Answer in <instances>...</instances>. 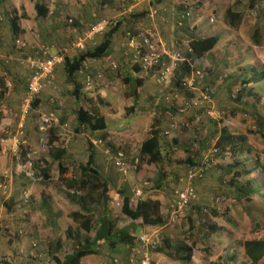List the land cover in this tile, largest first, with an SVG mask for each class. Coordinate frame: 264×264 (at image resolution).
I'll return each mask as SVG.
<instances>
[{
    "label": "rangeland",
    "instance_id": "1",
    "mask_svg": "<svg viewBox=\"0 0 264 264\" xmlns=\"http://www.w3.org/2000/svg\"><path fill=\"white\" fill-rule=\"evenodd\" d=\"M85 1H88L93 6L98 7L99 4L102 3V0L0 1V38H4L7 42L6 49H4V51H0V55L6 56L5 58L12 57L14 59L8 63V65H0V85L2 84L5 87L3 98L0 99V113L7 120L6 129L0 130V143L2 147L0 152V242L6 246L3 249L4 251H1L0 249V252L2 253L0 254V259L7 258V262H9V264H53L50 256L47 254L48 241L50 238L60 240L64 245L66 244V251L70 250V245L68 243L70 242L71 244L72 241L66 242L63 230L57 232L55 231L51 234L45 223L42 222L43 217L39 215L36 210L34 212L29 208L31 202H39L38 199H40V191L47 194L46 196H50L52 206L59 209L61 214L70 213L74 209L78 208L75 204L70 202L64 204L61 199L55 196V190L57 191L59 189H63V182L58 174H56L57 168L55 164H52V173L54 172V174L52 176L50 175L51 177L49 181H43L41 176L38 175V170L33 172V169H31L32 166L28 167L29 162L34 164L38 162L43 155L47 157L46 154L48 148L40 146V135L37 131V124L41 114H48L54 110L50 104L47 105L48 109L46 111H43L41 106L38 104V109L29 112L25 118L24 135L21 139V143L18 145L16 150H13L12 148V139L16 134V130L20 122V103L26 91L25 79L27 76L26 73H21L18 70V73L21 74L19 75L18 73H15L17 78L18 76H20V78L14 82L11 79V77L13 78L12 74L14 72L10 73V71L6 69L8 66H11V70L14 69V71H16L17 68L19 69L22 66L25 67L24 64L19 65V63L15 62V58L20 57V55L16 52L14 47V38L12 37L9 29V20L15 15L19 18L17 26L18 28L21 27L22 30H24V38L27 44L30 45L32 43V37L34 38L38 34L40 37L41 35L44 36L47 31L50 32L49 38H53L51 35V32H53L52 27L55 25L56 16H59L57 15L59 11L63 14L61 28L65 31H67L68 28L71 29L74 26V22L71 23L72 26L68 27V20L71 19L74 21L72 14H74V12L76 13L75 7L82 11ZM125 1H127L128 4H132V0H124V2ZM202 1L205 5L212 2V0ZM223 1L227 2V0ZM228 1L230 4H233L234 10H239L240 12L243 11L242 13H244L240 28L235 32L216 28L217 19L213 17L212 5L201 8V14H205V20H209L208 22L215 26L216 30L223 35V39H225V41L219 40L220 42L216 45L213 51L210 52L213 62L205 63V61H201L199 63V68H197V70H201L204 67L207 75L204 81H202V85L200 84V81L197 80L199 83L195 86V89L191 91L193 92L191 94L192 98L197 97L205 88H209L211 90L214 88V94L208 104L210 109L212 108L218 113L219 110L226 113L234 108L238 112L233 117L227 115L226 113V116L224 115L223 117V121L219 123H213L210 119L200 115V121L196 123L198 126L193 124L186 126L187 119L190 120L191 118H195L194 116L197 115L199 109H193L184 114H178L176 110L177 106H179L184 99L175 98V92L164 95V97L167 96L169 99V102H164V106L167 111L164 117H167V121H165L164 118V122H162V120H158L160 124L159 128L170 131L174 134H176V131H174L175 129L179 130L178 134H176L179 138V146L174 147L171 155H169V165L166 163L168 174V187L166 190H156L152 188L153 183L158 177L157 166L149 165L144 161H139L138 148L140 145L129 146V141L131 140L130 138L126 139V136H129V134L134 131L135 134L138 132L139 135H143V132L149 125V122H151V119L145 114L129 115L116 120L113 124L108 119V128L112 129V131H117L120 134H115L118 139L124 138L121 144H124L127 140L128 144H125L127 146L123 145L121 146V149H123L125 156H128L129 169H134V172H129L128 174L133 175L134 179L138 175L141 176V181H146L149 186L142 192V195L138 197V200L133 196V194H131L132 204L135 205L136 201H139V199L142 198L160 196V202L164 204L162 205L164 209L163 213L166 217V223L163 227H158L160 229L159 240L161 241L159 244L160 246L162 245V236L169 233L172 235L173 243H177L183 239L187 240V244L189 245L194 242V254L189 264H221L226 258H228L229 252L231 251H235L237 256L235 263L233 264H250L243 257L242 248L239 245L240 242L256 238H264V228H262L264 225V203L257 198H253L254 205L240 202L234 206L235 200L232 199V193L228 188V182L231 175H229L226 171L227 166L230 164L229 157L209 152L214 148L219 128L223 126L227 127L230 132L236 134H245L247 129L252 131L255 130L253 124L254 120L242 113L243 110H250L251 107H253V101L246 95L249 88L246 87L245 91L242 93L243 88H241V85L239 84L238 77L249 72V69L253 66L260 70L264 69V0ZM234 1L235 3H233ZM35 3H40L45 6L48 10L46 17L42 18L36 16L34 9ZM21 4L26 7V12L29 17L28 19L26 16L24 18L20 17L21 14H25L24 10L20 8L22 7ZM101 5L104 6V3ZM116 7H119L120 13V7L122 8V6L109 5V10H107L102 16L107 17L109 22H111V18L113 17H111V15L113 13L116 14L113 12V9ZM221 9H223V6ZM96 12H98V10H96ZM18 23H20V26ZM256 25H258L260 29V39L257 44H254L251 34ZM19 30L21 33L20 28ZM86 31L87 30L82 31L81 34ZM46 47V52L48 51L47 53L49 56L57 55V48H55L54 45L47 44ZM214 67H216V70H214ZM25 69L27 70L26 67ZM222 79H225V81ZM8 83L10 85H8ZM254 90L259 92L261 96V101L257 102L255 107L258 113L262 114L264 119V82L256 84L254 86ZM53 92H57V89ZM241 93L243 94L242 98L237 100V96ZM118 100L119 96H117L116 93L111 94L107 92V101L112 108L118 109ZM179 101H181V103H178ZM160 104L153 103L152 108L154 109L156 107H160ZM169 111H172V113ZM173 117L176 118V125H174V127H172L173 124L171 120ZM161 123H164L167 128L162 127ZM144 136L146 135L144 134ZM48 137L46 136L45 138L46 144L50 140V136ZM53 146H56L59 149L63 147L59 144H54ZM76 146L77 147L74 153L72 151L73 157H69V162L72 166L84 163L89 154L87 146H78V144H76ZM101 146H95V148L103 150ZM247 146L250 147L252 155L256 154L260 162L264 164V139L257 134L249 135ZM188 158L194 162V166H200L201 164L210 165L203 177L195 181L193 184L197 194V201L193 203L192 206L197 204H201L202 206L212 205V208H216L218 211L226 214V217H223L222 215H219L218 217L210 216V220L216 225L218 224L217 226H219L222 233H219L218 236H214L210 239V242L214 243V246L213 248H210L209 251H206L205 248H209L210 245L206 246L205 244L198 242L194 236H189L187 234V223H189L188 215L191 214L189 210L184 212V215L176 223V225L168 223V208L173 201V191L182 186L180 179L190 168L189 162H187ZM210 161L215 164L210 163ZM24 172L29 173L30 176H26L28 179L23 175ZM31 173L37 174L38 176H32ZM29 178L33 179L31 180ZM177 178H179V180ZM4 183L7 185L6 190L2 189ZM24 193L29 197L27 202L23 201ZM53 196L56 198L55 201L52 199L54 198ZM4 204L8 205L9 208L11 207L12 211L10 212ZM249 205H253V207L249 208ZM241 210L249 212L255 216V223H251V221L245 217L244 214H242L243 212H241ZM116 213L119 214L117 217L118 226H132L131 229H135H133V234L138 236L139 232L136 228L140 229V227H138V225H133L131 222L126 223V220H129L122 218L119 208L116 212L112 209L110 210L112 218L117 215ZM17 216L18 218H16ZM20 218H23L22 222L24 224H22ZM230 220L234 221V226L231 225V223H228ZM66 222H70V220H67ZM64 223L65 222L61 223V227L65 226ZM72 224L73 225L70 227H75L73 222ZM26 226L28 230L25 232ZM18 227H20L25 234L21 235ZM11 228H15L16 230L15 233L12 231V235L8 233L11 231ZM229 235L232 236V240H230L231 238H228ZM10 238L13 245H10L11 243H9ZM11 249L13 250L12 254L9 253ZM208 252L209 254H207ZM107 254L108 255L105 260H100V258L96 256V262L94 264H111L113 258L124 260L126 251L122 250L117 253L107 252ZM159 254L165 259V263L163 264H184L172 260L163 253ZM97 259L99 262H97ZM84 260V258L81 260L82 264H86ZM153 263L159 264L154 261Z\"/></svg>",
    "mask_w": 264,
    "mask_h": 264
},
{
    "label": "trees",
    "instance_id": "2",
    "mask_svg": "<svg viewBox=\"0 0 264 264\" xmlns=\"http://www.w3.org/2000/svg\"><path fill=\"white\" fill-rule=\"evenodd\" d=\"M157 1L158 0H154V3ZM101 2L106 3L107 0H102ZM128 8L129 6H126L124 8L125 10H123L126 11ZM34 9L36 16L38 17L44 18L48 14V10L43 4L35 3ZM150 11H154V14L157 13L154 7H151ZM242 12L243 11L240 12L239 10L228 8L224 14V24L230 30L237 31L244 17V13ZM129 14L127 16H123V18L134 17V14ZM20 17L24 18L25 14H21ZM190 17V12L186 13L183 11V13L179 16L178 22L181 23L183 18L189 19ZM18 19L19 18H17L15 15L9 20L10 30L14 40L20 35V30L17 26ZM117 26V22L115 24H110L109 22L107 30L103 34V41L95 48L91 50L85 49L83 52L72 55V58L68 56L69 54L64 56L62 63L65 67L67 81L72 83L75 82V75L80 70L82 63L86 59L99 58L104 54L110 45L112 34L114 33L115 27ZM251 37L252 40H254V44L259 42L260 29L258 25L254 27ZM219 39L220 38L216 35L200 37L197 34L191 36L190 40L184 44H180L181 42H179L177 44V50L167 51L170 52V54H178L184 61L176 63L174 67L175 69L173 70L170 77L169 85L162 86L165 88L171 87L172 92H175V95L184 100H190L191 98L187 99L189 97L185 95L184 91L186 82L189 80L191 73L193 74L195 70L197 71L201 61L207 60L208 62H213L210 52H212L216 45L220 42ZM181 48H183L184 52L181 51ZM26 58L27 57H24L23 59ZM164 58L168 60V58ZM164 63L168 64L165 62V60ZM138 67L141 66L139 65ZM215 68L216 67H214V70H216ZM159 69L160 66L150 69L152 74L156 75V78L158 77L157 73L159 72ZM201 70L203 72V78L194 79V89L199 83L197 80H199L200 84L202 85V81H204L206 78L207 74L205 70ZM222 80L225 81V79ZM238 81L241 85V88H243L242 93L245 91L246 87L249 88L246 95L248 98L252 99L253 107H251L250 110H243L242 113L254 120L253 124L255 130L252 131L247 129L245 134H236L230 132L227 127L223 126L219 128L218 137L214 144L216 152L224 157H229L230 160V164L227 166L226 171L229 175H231L228 182V188L232 193V199L235 200L234 206L240 202L254 205L253 198H257L264 203V164L260 162L256 154L252 155L250 147L247 146L249 135L257 134L264 139V119L262 114L258 113L255 107L256 103L261 101V96L259 92L254 90V86L256 84L264 82V69L260 70L253 66L249 69V72L244 73V75H240L238 77ZM79 90L80 88H78V85L75 84L74 96L77 100L81 95ZM210 91L211 95H209V97L211 98L215 90L213 88L212 90L210 89ZM4 92L5 87L1 84L0 99L3 98ZM242 93L237 96V100L242 98ZM38 104V98H36L30 111L38 109ZM208 104H201L198 108H195L196 110L199 109V111L194 117H200V115L204 116V111L210 108ZM237 112L238 111L233 108V110L227 111L226 113L227 115L233 117L237 114ZM226 113L219 110L221 119L218 120L206 116L204 117L210 119L213 123H219L223 121V117L224 115L226 116ZM195 118H191L190 120L187 119L186 126H189V124L196 126ZM155 120L157 119H154V121L151 123V126L149 127L147 138L140 144L138 148V157L139 161H144L149 165H155L158 168V177L153 183L152 188L156 190H166L168 187V157L171 155L174 147L179 146V138L176 135L178 134L179 130H174L176 131V134L171 133L170 131L162 130L159 128V122ZM76 122V132L79 134L85 130L90 132H99L106 129V122L103 117L93 115L90 111H87L82 107L78 108L76 111ZM6 127L7 120L0 113V130H4ZM166 132L167 134H165ZM47 134H49L50 140L47 142V144L45 141L44 142L45 147L48 148L47 157H49V159L52 161L47 162L43 160L41 163L36 162L32 164L31 169H33V172L38 170V175L41 177L43 176V178L50 179L49 174L52 172V164L55 162L57 164L58 176L63 182V189L71 193L77 199V205L79 207V211L70 212L68 214V217L75 224V227H69L64 233L66 242L72 241L71 244L70 242L68 243L70 245V250L66 251V244L64 245L60 240H56L47 247V254L50 256L53 264H80L83 258L98 254V249L103 243L107 244V251L109 252L111 251L117 253L119 252V248H122L120 251H126L124 260L113 258L111 264H115V259L117 260L118 264H127V258L133 253V250L138 245L139 236H135L133 234L134 230L131 228L117 229L118 223L116 218L103 216L100 217L99 220H95L91 215L93 208L104 206L109 202V196L111 192L108 183L101 179L99 168L95 164L93 153L94 146H92L91 143H88L87 150H89V154L87 156V160L82 164H75V166H72L71 163L65 162V151L59 148L57 149L55 146H53L54 142L57 141L56 139H58L55 136L53 137L54 129L51 128ZM1 150L2 147L0 143V152ZM107 150H109L108 156L111 157L110 164L113 165L112 160L115 150H111L109 148ZM187 162H189L190 165V168L187 171L193 168H198V166H194V162L191 159L188 158ZM210 163L214 164L212 161H210ZM208 166L210 167V165H207V168ZM207 168L205 169L204 173L207 171ZM187 171L180 180L186 178ZM204 173H202L201 177L191 182L194 192V199L188 203L185 211L189 210L191 213L188 215L189 223H187V234L189 236H194L198 242L203 243L206 246L210 245L209 248H205L206 251H209L210 248H213L214 246V243L210 242V239L214 236H218L219 233H222L219 226H217L218 224L216 225L210 220V216L218 217L219 215H222L223 217H226V214L218 211L216 208H212V205L202 206L201 204H197L192 206V204L197 201V194L193 184L195 181L201 179ZM38 175L33 173V176L35 177ZM177 179L179 180V178ZM175 190L173 191V201L171 205L175 200ZM123 195L124 196L120 204L122 218L128 219L133 225H138L141 230L143 228L159 229L158 227L161 228L165 225L166 217L163 213L164 209L160 201L144 198L142 200L139 199V201L133 205L131 194ZM4 205L7 209L9 208L8 205ZM171 205L169 206L168 211ZM253 205H249V208H252ZM42 207L43 204L40 206V209H42ZM241 212H243L242 214H244L245 217L251 221V223H255V216L249 212H244V210H241ZM228 223H231V225L234 226L233 220H230ZM262 228H264V225ZM91 234H94V236L91 237ZM228 238H231L230 240H232L231 235H229ZM172 240L171 233L164 234L162 236V245L160 246L159 244L155 249V252L163 253L176 262L189 264L194 254L195 243L193 242L189 245L187 244V240L184 239V241L180 240L177 243H173ZM239 245L242 248L243 257L247 262L250 264H264V238L245 240L240 242ZM207 254H209V252ZM236 257L235 251H231L229 252L228 258H226L221 264H233L235 263ZM5 264H9V262H6Z\"/></svg>",
    "mask_w": 264,
    "mask_h": 264
},
{
    "label": "crops",
    "instance_id": "3",
    "mask_svg": "<svg viewBox=\"0 0 264 264\" xmlns=\"http://www.w3.org/2000/svg\"><path fill=\"white\" fill-rule=\"evenodd\" d=\"M185 1L158 0L156 3H150L149 1L145 0L137 4H134L132 2V4L130 3L131 4L130 5L128 4L127 1L124 2V0L122 1L107 0V2L104 3V6H102L101 5L102 3H100L99 7L93 6L88 1H85L84 8L82 11H80L79 8L75 7L76 10V13L74 12L75 16L74 14H72V17L74 19L73 21L74 26L71 29L68 28L67 31H65L61 28V20L63 14L59 11L57 14L59 16H56L55 25L52 27L53 32H51V35L53 36V38H49L50 32L47 31L45 32L44 36L41 35L40 37V35L38 34L34 38L32 37L31 39L32 43L30 45L27 44L24 38L25 37L24 30H22V28L19 27L21 29V33L19 37L24 40L25 49L19 52V50L15 48L16 52L20 55V57H18L20 59L15 58V62L19 63V65H23L21 63V60H24L23 59L24 57L40 58L41 55L38 53H40L39 51H41V49L47 50L46 47L47 44L54 45L55 48H57L56 49L57 54L61 53L66 48L70 49V46L73 43L77 42L79 38L84 37L85 33L87 32L86 31L85 33L81 34L82 31L88 30L89 27L98 20L108 19L107 17H103L102 15L107 10H109L108 9L109 5L110 6L120 5L122 6L123 9L126 6L127 7L129 6L131 8V14H134V17L132 18L130 17L123 18V16L128 15L127 13H129L130 9L128 8L126 11H124L125 9L123 10L120 7L121 10L119 13V7L114 8L113 12H115L116 14L113 13L111 15V17L112 16L113 17L111 18L112 21L110 22V24L112 23L115 24L117 22L118 26L115 27L114 33L112 34L110 40V45L108 46L104 54L99 58L86 59L82 63L80 70L76 73L74 78L75 80L74 83L67 81L66 79L67 75L63 63L56 65L53 69V73L51 76V83L47 85L42 90L40 95L37 97L39 105L41 106L43 111H46L48 109L47 105L49 104L54 109L48 114L43 113L41 115L54 116L55 121L51 127L52 129H54L53 137L55 136L59 138L56 139L57 141L54 142V144H59L60 146H63L61 149L65 151L66 156L64 157V159L66 163L69 162V157L71 156L73 157L72 151L74 153L77 147L76 144H78V146H88V143H91L92 146H94L93 153H94L95 164L99 168L101 179L106 181L111 189L109 202L104 206L93 208L92 210L93 212L91 215L94 217L95 220H99V218L103 216H110V218H112V216L110 215L111 209L114 210V212H116L117 209L119 208L120 211V204L124 196L123 194H133L134 196V191L136 189H139L141 190V192H143L147 187H149L148 185L144 186V184L147 182L146 181L142 182L141 176L138 175L134 179L133 175L128 174L129 172H134V169L133 168L132 170L129 169V161L127 155L125 156L126 160H124V163L126 164V167L128 169L127 174L123 175L119 173L115 169V167H113V165L110 164L111 157L106 156L107 148L117 151V150H121V146L123 145L127 146L125 144L128 143L126 140L124 144H121L124 138L118 139L117 135L115 134H119V133L117 131H112V129L108 128V119L113 124L118 119L135 114H145L148 118H150L151 122H149V125L145 128L143 135L141 134L139 135L138 132H136L137 134H135L134 131L133 133H130L129 136H126V139L130 138L131 140L129 141V146H139L147 138L149 127L151 126V123L154 121V119H157L155 120L157 122L158 120L159 121L162 120V122H164L163 118L165 119V121H167V117L166 118L164 117L167 111L164 106V102L162 101V97L167 93H174L172 92L171 87L165 88L161 84H159L156 75H153L152 71L144 70L141 67H138L139 65L133 64V59L135 56L136 49L138 48V45L141 44L140 36L144 38L145 36L149 35L151 41L154 43L157 49L162 51H169V50H177L178 47L177 44L179 42H181L180 44H184L185 42L190 40L191 36L197 34L200 37L216 35L220 38L219 39L220 41L221 40L225 41V39H223V35L220 34V32L216 30V28L232 31L224 24L223 21L225 11L228 8L234 7L233 4H230L228 0L227 2L223 0H212V2L206 5L202 0H187L186 2ZM233 3H235V1ZM209 5L210 6L212 5L213 17L217 19L216 28L215 26L212 25V23L210 24V22H208L209 20L207 19L205 20L204 13L201 14L202 13L201 8L208 7ZM21 6L22 7L20 8L24 10L25 16L28 19L29 17L27 15L25 5L21 4ZM222 6L223 9H221ZM151 7H154V9H156L157 13L154 16L151 15V11H150ZM96 10H98V12H96ZM183 11H185L186 13H189L191 11L190 12L191 17L189 19L183 18V20L180 23L178 22V20L180 14H182ZM18 25L20 26V23H18ZM70 26H72L71 23H69L68 27ZM131 37H133L132 44L130 40ZM13 41L15 40L13 39ZM102 41H103V34L93 37L92 39H88L85 41L84 44L85 49L91 50L96 46H98ZM6 44L7 42L4 40V38H0V51H4V49H6ZM181 51L184 52L183 48H181ZM78 53H79L78 51L70 50L68 56L72 58V55H76ZM5 57L6 56L0 55V65L1 64L8 65V63L11 62L10 61L6 63ZM164 60L167 63L169 62V60L165 58ZM207 62L208 61L206 60L205 63ZM113 66H115V69L113 68ZM25 67L27 68V70L25 69ZM25 67L22 66L19 69L17 68L16 71H14V69L11 70L12 68L11 66H8L6 69L10 71V73L14 72L12 74L13 78L11 77L12 81L14 82L20 78V76H18V78L16 76L18 70L21 73H26L27 76L25 79L26 82L30 75V71L26 65ZM202 69L204 70V67ZM21 73L18 74L20 75ZM87 80L91 81V85L89 87H87L86 84ZM75 84L78 85V88H80L79 92L81 93L80 98L78 100L74 96ZM8 85L10 84L8 83ZM56 89L57 92H53ZM107 92L111 94L116 93V95L119 96V100L117 104L118 109H114L110 106L109 102L107 101ZM191 93L193 92L187 91L186 93L185 91V95L189 97L187 99L192 98ZM174 97L181 99L177 95H175ZM153 103L155 104L161 103V104L160 107H156L153 109L152 108ZM178 103H181V101H179ZM80 107L84 108L87 111H90L93 115H96L98 117H103L106 122V129L99 132H90L85 130L80 134L77 133L76 111ZM169 112L172 113V111ZM161 126L167 128L164 123H161ZM144 134L146 136H144ZM46 136L48 137L49 134L45 136L40 135L39 138L40 146H45L44 141ZM41 138L44 140L43 143H41ZM99 141H102V144H98ZM99 145L100 146L102 145L101 147L103 150L95 148V146H99ZM55 148L57 147L55 146ZM43 160L47 162L52 161L49 159V157H45L43 155L38 162L41 163ZM53 164H55L57 168V164L55 162H53ZM57 171L56 174H58ZM24 173L23 175L25 177L29 175V173H25V174ZM51 173L49 174V178L54 174V172L52 174ZM29 179L32 180L33 178H29ZM41 179L43 181L50 180L43 178V176L41 177ZM4 185L6 184L4 183ZM54 194L55 196H57V198L61 199V201L64 204L70 202L78 207L77 199L71 193L65 191L64 189H59L57 191L55 190ZM46 195L47 194H44L43 191H40V199H38L39 202L38 203L31 202L29 208L31 209V211L34 212L36 210V212L43 217L42 222L45 223L46 227L48 228L51 234L55 231L57 232L60 230H63V232L65 233V231L71 225H73L71 219L68 217L69 213L61 214V211L59 209H56L54 208V206H52V203L50 202V196H46ZM150 198L152 200L160 201V196L159 197L150 196ZM52 199L54 201L56 200L55 197ZM42 204L43 207L42 209H40V206ZM8 210L11 212L12 211L11 207L8 208ZM77 211H79V207L77 209H74L72 212H77ZM118 215L119 214L114 216V218H116V221ZM120 215H122L121 212ZM16 218H18V216ZM20 219L22 222L23 218ZM67 220H70L71 224L70 222H66ZM62 222H65L64 223L65 226L63 227H61ZM126 223H130V221L126 220ZM22 224L24 223L22 222ZM131 227L118 226L117 229H121V228L129 229ZM18 228L21 229L20 227ZM136 229H138L139 232L138 236H141V234L144 231H152L151 229H145V228H143L142 230L139 228ZM27 230L28 229L26 226L25 232ZM12 231L15 233L16 232L15 228L14 229L11 228V231H9L8 233L12 235L13 234ZM23 234L25 233L23 232ZM93 236L94 234H91V237ZM54 239L55 238H50L48 241V245L54 243L56 241ZM9 243H11L10 245H13L11 238ZM5 247L6 246L2 242H0L1 251H4L3 249ZM121 249L122 248H119V251ZM107 250H108L107 244L103 243L98 249V254L84 258L85 263L94 264L96 262V256L100 258V260L101 259L105 260L108 255L107 252H109ZM12 252L13 250L11 249L9 253L12 254ZM0 254L2 253L0 252ZM151 259L155 263H159V264L165 263L164 262L165 259L157 252L156 253L153 252L151 254ZM97 262H99L98 259ZM80 264H82V262H80Z\"/></svg>",
    "mask_w": 264,
    "mask_h": 264
},
{
    "label": "built area",
    "instance_id": "4",
    "mask_svg": "<svg viewBox=\"0 0 264 264\" xmlns=\"http://www.w3.org/2000/svg\"><path fill=\"white\" fill-rule=\"evenodd\" d=\"M143 0H132L134 4H137ZM150 3H154V0H146ZM131 13V8L129 7ZM127 13V14H129ZM151 15L154 16V11L151 12ZM211 21V20H210ZM69 23H72V20H68ZM109 24L108 19H101L92 24L84 37L78 39L77 42L73 43L70 46V49L66 48L61 53L49 56L45 49H41L39 51L41 55L40 58L28 57L24 60H21V63L26 65L30 71V75L26 81V91L20 103V122L18 124L16 134L12 139L13 150L17 149L18 145L21 143V139L24 135V122L26 116L29 114L32 104L35 99L40 95L42 90L51 83V76L53 73V69L56 65L62 64L63 58L66 54L71 51L82 52L85 51V41L88 39H92L93 37L102 35L106 32ZM131 44L133 42V37L130 38ZM141 44L138 45L136 49L135 56L133 59V64H139L142 69L150 70L153 67L160 66L157 81L161 85H169L170 77L175 69V65L177 62L184 61L178 54H170V52L162 51L157 49L151 42L150 36H145L144 38L140 36ZM14 46L17 50L21 51L25 49V42L22 38L18 37L14 41ZM144 50V51H143ZM164 57L168 58V64L164 63ZM12 57L6 58V63L12 61ZM115 69V66H113ZM194 77L203 78L202 70H197L191 76L189 80L186 82L184 91H193L194 90ZM87 87L91 85V81L87 80ZM211 91L210 89H204L197 97H193L190 100H184L179 106H177L178 114H184L190 110L198 108L201 104L210 103ZM163 102H169L167 96L162 97ZM204 116L212 118V119H221V115L214 111L212 108H208L203 113ZM172 127L176 125V118H171ZM200 120V117L195 118V123ZM55 118L53 115H41L38 121L37 130L41 136L47 135L48 131L52 127ZM167 134V132L165 133ZM43 139L41 138V143H43ZM98 144H102V141H99ZM210 153H215L216 150L213 148ZM106 154L109 155V150H106ZM125 154L123 150H117L113 155V166L115 169L125 175L127 173V168L124 164ZM207 164H201L197 169H191L187 171L186 178L180 180L182 186L175 190V200L171 205L168 211V223L171 225L176 224L184 215L186 206L189 202L194 199V192L192 188V181L201 177L202 173H204L207 168ZM31 162L28 163V167H31ZM28 173V172H26ZM30 176V175H28ZM147 186V183L144 184ZM3 190H6V185L2 187ZM142 194L141 190L136 189L134 191V197L138 198ZM23 201L27 202L29 197L24 193ZM152 231H144L138 239V245L133 250V253L129 255L127 258V264H154L151 259L152 252H155V249L159 245V229H151ZM19 233L23 234V230L19 229ZM34 246V245H33ZM8 261L7 258L0 259V264H5ZM115 264H118L117 260H114Z\"/></svg>",
    "mask_w": 264,
    "mask_h": 264
},
{
    "label": "clouds",
    "instance_id": "5",
    "mask_svg": "<svg viewBox=\"0 0 264 264\" xmlns=\"http://www.w3.org/2000/svg\"><path fill=\"white\" fill-rule=\"evenodd\" d=\"M215 149V148H214ZM217 152H215V154H216Z\"/></svg>",
    "mask_w": 264,
    "mask_h": 264
}]
</instances>
